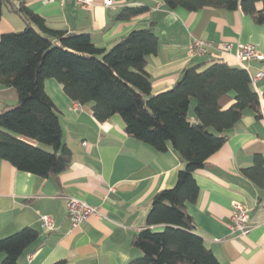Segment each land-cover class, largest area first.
I'll list each match as a JSON object with an SVG mask.
<instances>
[{"label": "crops", "instance_id": "crops-1", "mask_svg": "<svg viewBox=\"0 0 264 264\" xmlns=\"http://www.w3.org/2000/svg\"><path fill=\"white\" fill-rule=\"evenodd\" d=\"M104 1L93 0L89 8L73 0H27V5L49 27L88 33L95 45L106 49L132 30L152 28L159 44L145 68L153 93L172 87L185 67L202 62L200 69L212 60L244 67L251 77L262 71L252 84L264 108V59L241 61L236 57L239 43H252L264 54V22H255L240 8L188 11L169 9L163 0H110L109 5ZM127 5H147L149 11L117 20L118 11ZM24 26L23 19L8 4L3 5L0 34ZM195 38L210 43L211 51L189 56L187 49ZM226 43L230 48L223 50ZM43 88L59 115L63 142L72 152L71 163L56 176L42 177L0 159V238L26 226L37 230V239L19 256V264H51L61 259L67 264H126L140 254L131 241L144 225L152 196L174 185L184 160L170 143L166 150L157 151L127 135L119 114L97 121L91 103L71 100L56 79L46 78ZM16 102L15 90L0 84V111ZM194 105L190 100L191 121H196L194 109L192 114L190 109ZM256 154L264 162V116L246 109L228 130L223 145L194 173L199 194L185 208L195 231L221 264H264V186L241 173ZM67 196L97 206L102 216H91L72 227ZM232 201L243 202L250 209V227L245 234L231 227ZM45 214L54 221L52 230L41 223L40 216Z\"/></svg>", "mask_w": 264, "mask_h": 264}, {"label": "trees", "instance_id": "trees-1", "mask_svg": "<svg viewBox=\"0 0 264 264\" xmlns=\"http://www.w3.org/2000/svg\"><path fill=\"white\" fill-rule=\"evenodd\" d=\"M163 2L169 9L188 11L240 8L255 22H264V0ZM5 4L25 26L0 34V84L17 94V102L0 111V159L42 177L56 176L70 165L71 149L63 142L59 115L43 88L46 78H54L71 100L91 103L97 121L119 114L127 135L157 151L166 150L170 143L184 160L174 185L152 196L144 225L131 241L140 254L126 264H221L195 231L185 205L195 202L199 194L195 171L223 145L244 110L264 116L248 70L220 60L200 69L202 62L185 67L172 87L153 93L145 68L159 44L152 28L132 30L106 49L95 45L88 33L49 27L27 0H0V18ZM147 11V5H127L116 18L128 20ZM192 98L196 121L188 116ZM241 173L264 186L262 156L256 154ZM37 237V230L26 226L0 238V264H19V256ZM51 264L67 263L61 259Z\"/></svg>", "mask_w": 264, "mask_h": 264}, {"label": "built area", "instance_id": "built-area-1", "mask_svg": "<svg viewBox=\"0 0 264 264\" xmlns=\"http://www.w3.org/2000/svg\"><path fill=\"white\" fill-rule=\"evenodd\" d=\"M75 3L82 7H90L93 4V0H73ZM110 0H105L104 4L109 5ZM211 44L204 39L195 38L190 42L187 53L189 56H202L208 54L211 51ZM230 44L226 43L223 45V50H228ZM236 57L241 60L248 59H264V54L261 53L257 47L252 43H239L236 49ZM262 76V71H258L254 77H252V82L257 80ZM78 103V102H77ZM231 227L233 230L238 231L240 234H245L250 227V217L249 208L240 201H232L231 204ZM66 210L67 215L70 220L72 227L78 226L82 221L87 218L101 217L102 213L97 206L90 205L85 201L76 197H66ZM40 220L42 225L48 229L52 230L54 228V221L50 215H41Z\"/></svg>", "mask_w": 264, "mask_h": 264}, {"label": "rangeland", "instance_id": "rangeland-1", "mask_svg": "<svg viewBox=\"0 0 264 264\" xmlns=\"http://www.w3.org/2000/svg\"><path fill=\"white\" fill-rule=\"evenodd\" d=\"M191 103L195 104V100L193 98L191 99ZM190 109H191V114H192L193 113V107L191 106Z\"/></svg>", "mask_w": 264, "mask_h": 264}, {"label": "water", "instance_id": "water-1", "mask_svg": "<svg viewBox=\"0 0 264 264\" xmlns=\"http://www.w3.org/2000/svg\"><path fill=\"white\" fill-rule=\"evenodd\" d=\"M155 30H157V29H155ZM198 125H200V123L198 122Z\"/></svg>", "mask_w": 264, "mask_h": 264}]
</instances>
